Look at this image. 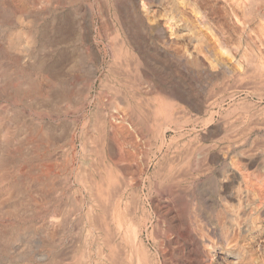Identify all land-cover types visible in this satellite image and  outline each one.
Instances as JSON below:
<instances>
[{
    "label": "rangeland",
    "instance_id": "rangeland-1",
    "mask_svg": "<svg viewBox=\"0 0 264 264\" xmlns=\"http://www.w3.org/2000/svg\"><path fill=\"white\" fill-rule=\"evenodd\" d=\"M3 1L5 0L0 1L1 9L5 6L10 5L9 0L5 1L4 5L2 3ZM62 1L65 2V0ZM68 1L72 3L71 4L66 3ZM85 1L90 6H88ZM181 1L183 2V4ZM181 1L180 0H82V1L67 0L64 5H61L60 6L61 8L59 7L60 11L62 10V12H64L68 10L69 7V10L71 9L70 10L71 13L74 12L70 16L71 18H69L68 20V22L71 24V26L69 25L70 26L69 28L72 32L71 44L73 45L72 46L70 44L71 45L70 48L72 47L73 49L74 47L79 50L82 47V43H83L80 42L81 40L80 36L86 39L88 38L89 40L87 39V41H85V44L88 46L90 45L89 53L91 52L94 53L89 55L91 57L92 56L95 57V59L94 57L92 58L89 57L91 59H88L86 62V60L84 61L83 59H87L89 55L88 56L86 55L87 57H85L84 55H81L83 54L81 51H78L81 60H83L84 62H82L80 67L71 74L72 76L74 75L73 76L74 79L72 78L73 79L72 82L71 80L70 82L68 80V84L66 85L68 87L67 89L69 90L67 91L69 92L73 91V93L76 94V92L74 91L78 87L76 83L85 77L84 69L87 68L86 65L88 66L90 64H95V71H94L95 76H93L94 77V79L92 80L93 83L91 82V84H89V89L87 88L85 91L86 97L83 98L80 103H77L75 107L73 103L74 102L73 93L70 96V94L66 92L61 96V98L60 96H58L56 97L57 99H52L50 98L51 95L48 98L44 97L45 95H43V93L45 94V92H43L44 90L41 87L43 85L40 86L37 84L36 85L37 87L35 86L37 89L38 88L40 90L42 89V91L36 89L33 92V90H30L29 87L26 86L27 83L25 84L26 82L25 81L26 73H24L25 71L28 72L31 71L29 72V75L31 77L33 75H36V77L33 76L32 79L34 78L35 81H40L39 77L41 76L40 75L41 73L35 69H38L37 61L43 55V52L41 55V51L43 50V48L40 49L42 47L40 40L38 41L40 37L35 35L34 38L35 40H34L33 39L34 34L32 35V33L23 32V30L22 33L20 31H17L16 29H20L21 24L23 23L25 25L26 23H28L27 25L30 26L32 25L33 21L26 17L25 19H27L31 23L29 24L27 20H24V18L23 19L20 18L21 16H23L22 14H18L19 16L21 15L19 17V21L20 20L22 21L24 20V21L18 22V25H15L14 29L11 28L14 32L11 29L3 30V28L0 27L3 31L1 32L0 29V36H1L0 39H2V41L0 40L1 42L0 43L1 46L0 49L1 51L0 52V264H87V263L88 264H101V263L102 264H123V263L148 264L150 263V261H151L150 264H157L160 263L162 256L158 255L155 249L156 240H152L153 239L152 231H154L155 236L157 235L159 237L169 236V239L165 242L167 244H164L163 246L164 249L166 247V254L168 253L167 257L165 256L164 259L168 258L170 260V261L168 260V262L172 261L171 264H177L173 262L176 259V256H173V254H176L175 252L173 253L174 251L173 249L176 246L175 235L177 232L179 233L182 231L183 229L182 224L184 220H185L184 222H187L192 227L194 232L198 231V233L201 235V236L198 235V237L200 236L199 238L201 239L197 237L198 242L200 243L199 244L200 248L203 247L202 245L208 246L209 243L212 242V244H210L207 248L205 247L206 249L203 247L204 248L203 251L204 253L206 252L205 254L208 255V259H209L208 260L209 262L206 261L207 264L208 263L224 264V261L226 262L227 259H229L227 260V262L230 263L231 260L234 259V257L232 256H228L227 259L221 258L222 256H224V254L222 253L223 250L221 249V252L218 251L219 247L225 245L223 243H225L226 240H230L229 241L230 243H234V242H237L238 244L244 242L247 244L250 243L249 245L250 247L248 249L253 252L255 251L254 250L255 241L258 239L257 237H259L258 236L259 232L264 229L263 228L264 227V216H263L264 194H262L264 190L262 192L261 188H259L262 186L264 189V185H263L264 171H263V167L261 166L262 164L260 163L261 162L260 160H258V162L260 161L259 164L254 163L255 166L257 167L256 168L253 166V164H249V163L247 164V161L245 159L243 160V158H248V157L257 158V156L259 157L260 154L262 153L261 152L262 148H264V142H263L264 138L259 136L256 132L258 125H262L264 123L263 121L264 119L263 118L264 117V66H263L264 65V0H181ZM82 3H84L85 6ZM142 3L144 5H142ZM143 6L145 7L142 8ZM87 7L88 8L91 7L90 8L91 10L87 9ZM118 7H121L123 9L121 10V8ZM89 11L91 12V14ZM118 11H120V13L122 14H119ZM196 11L197 12L199 11L197 13L198 15L197 14L195 15ZM199 14H202V16H204L205 19L203 18L201 19L206 21V23L208 24V25L205 24V28L203 24H201L202 26H200V23L196 24L198 23L196 20V16H199ZM123 15L125 18L123 17ZM85 16L87 17V19ZM120 19L124 21V23ZM125 19H127L126 22ZM194 21H196L195 24ZM39 22L46 23L47 18L44 17L42 18V20L40 19ZM120 23L122 24L120 25ZM191 23L192 25L189 26V24ZM85 25L89 26L86 29V31H84ZM206 25L209 26L210 29L206 28ZM127 26L129 29L127 28ZM126 28L128 30H126ZM199 28H201V31H199ZM197 30L201 33L203 32L202 34L204 35L206 34L205 36L208 35V32L213 31L215 36L221 38L220 40H222L223 43L225 42L224 44L225 45L227 44L226 45L227 47L229 46L230 49L229 60L225 61L228 64V66L231 68L236 67L237 61L239 60L238 62H240L243 65V67L239 71L234 70L229 74H226L225 72L217 73L218 71L217 67H215L216 69L212 66L207 67L206 63H203L202 61L203 58L201 56H203V54L201 53L200 55H195L198 54L200 51L202 52V49H200V47H197L198 44L195 43L196 41L194 39L192 40L193 35ZM15 31L17 32L15 33ZM12 32L14 33V35H12L13 34ZM24 33L28 35L26 36ZM8 34L9 36H7ZM82 34L84 35L82 36ZM8 37L9 39H11L10 43L8 42L9 41ZM210 37L212 38V36H209V38ZM3 38H5L6 41ZM131 38H134V40L132 39L134 42L133 41L131 42ZM213 38L211 40L209 39L208 40L212 43ZM165 40H167V43ZM5 42L6 43L8 42L9 45L8 43L6 44ZM2 43L4 45H1ZM22 43L24 45H22ZM60 47L61 49H63L62 46ZM60 47L58 48V50L60 49ZM2 48H4L5 51L7 50L8 51L5 52L4 49ZM2 50L4 52H2ZM94 50L96 51L94 52ZM116 50L118 52H116ZM189 52L194 53L192 57L195 55L193 58L191 57V59L188 58L189 56L187 57ZM16 55L18 56L19 59L17 58ZM96 55L98 56V59ZM113 55H115L116 57L115 56L112 57ZM196 56H198L199 58ZM199 59L202 60L200 61ZM193 60H196V62L198 61L197 64L198 63L199 64L195 65L196 62ZM102 61L103 64H99L102 63ZM48 62H51V59L48 58ZM110 64H111V68L115 69V70L112 69L113 71H115L114 72L115 74H113L110 71L111 70ZM116 64L119 66L120 69L117 68L118 66ZM28 65H30L31 67H29ZM259 66L261 67L260 69ZM140 69L141 70L143 69V71H140ZM33 71L35 72V74H33ZM141 73L145 75L147 74L145 78H148L150 80L149 81L148 79H146V82L149 85L140 84L141 87L138 86L139 85L138 83L140 82L138 79H140V76L142 75ZM71 75L69 77H72ZM10 76H12L11 79ZM152 80L155 82H153ZM101 81H103L104 83ZM73 82L75 83V85ZM156 83L158 85L160 84L159 86H163L169 89H172L173 86L174 87L176 86V89L178 87L182 88V86L185 88L186 86L185 88L186 91H188L189 96L192 99L194 98L195 102L204 100L203 101L204 104L200 102V106L202 107V109H200L201 108L200 106H198L197 109V107L194 104H191V106L194 105L193 107H191L189 106L190 103L187 104L185 101L182 100L180 101V98L175 96L173 98V96H170V94H168V96H170L172 100L169 99V97L166 98L167 92L165 93V91L163 90L164 88H162L161 91V89H158L157 87L153 86L156 85ZM165 83H167L168 85ZM108 88L114 90L113 92H116L117 94L120 93L119 97H117L118 96L117 94L114 93L110 94L112 90ZM146 88L149 89L147 90ZM70 89H72V91ZM108 90H110L109 93ZM154 90H156L157 92ZM31 93L34 95H31ZM107 93L108 95H106ZM95 94L97 95V97H95L96 96ZM99 94L100 96L101 94L106 96L104 97L102 95L100 97ZM109 94L111 97H113V99L111 98L112 100L115 99V103L116 100L118 101V104L123 96L126 97V99L124 97L123 98L126 101H128L129 104L131 103L130 104L131 106H128V109L126 108L124 110L131 112L133 111L135 116L138 115L140 117L139 118L140 121L143 118L144 120L141 122V124L138 126L134 125L135 127L132 128L131 126L129 127L127 125V128H125V130L123 129V127H120L119 130V127L118 129H116L117 127H114L115 129L113 127L108 128L109 125L104 123V118L103 119L101 118L103 120L102 124L103 123L104 124L100 125L101 123L99 122H101V119L99 118L100 116H98V114L99 113L101 114L103 112L101 111V109H97V106H95L96 102L98 101V99L96 98L98 97L104 98L103 100H104L105 108L108 109L110 107V110L113 109L115 111L116 109L114 106H117L116 105L117 103L116 104L112 103L113 104L112 107V104H110L112 100L110 101V97H108L109 99L106 98L107 96H109ZM136 94L139 97H141V99L137 98L138 96ZM140 94H142L143 96ZM142 97L145 98L143 99ZM151 97L153 99H151ZM145 99L146 101L148 100V104L147 102L144 101ZM51 100L53 101L57 100L56 101L57 104L52 102ZM107 100H109L110 102ZM139 100L140 101L142 100L141 101L142 103ZM157 100L160 101L158 102ZM164 100H166L167 102L166 101L164 102ZM218 100L220 102H218ZM205 101H207V103ZM149 103L153 106L149 105ZM166 103L170 105L168 106L167 104L164 105L163 107V104ZM71 104H73L72 107ZM158 104L160 106H158ZM212 104H214V106ZM79 105H83V107L82 106L80 107ZM78 106L79 108H76ZM148 106L153 108H150ZM166 106H168L170 109ZM165 107L166 109H164ZM205 108L206 110L204 111ZM95 109H97L96 112ZM199 109L200 112L199 111L196 112V110ZM119 110H121V113L125 112L126 119L128 120L129 118H131L130 120L133 119L130 115H127V112L123 111L122 108L119 109L118 107L117 113H120ZM153 110L155 111L153 112ZM172 111L173 113L175 112L176 114H177L176 111H178V115H180V117L173 114ZM156 112L157 113L161 112V113H159L158 116L156 115V118H154L155 114H157ZM165 112L169 114L164 115ZM170 112L173 115L172 117L174 118L176 117L177 120L179 121L183 119L186 120L185 122H187V124L184 122V120L183 122L180 121L182 127L180 128L181 130L176 129L174 131L173 128L169 127L170 123L168 121L170 119L168 117L169 120L167 119L168 120L167 121L166 116H171ZM94 113L96 118L99 119L94 118ZM211 114L212 116H210ZM223 114L226 115L224 116V118L223 116H221ZM101 115L103 117V114ZM127 116L130 117L127 118ZM138 116L136 117L138 118ZM85 117L88 118L87 119L88 121L86 120ZM205 118L206 119L208 118L209 121H207L208 119L206 120ZM220 118L223 119L224 122L223 120L220 121L221 120ZM89 119L92 120L90 121ZM164 119L167 122H164L162 124L161 122H163ZM204 119L205 121H203ZM217 119H219V121L214 126L216 128H214L212 125L216 123L215 121ZM225 119L228 122L225 121ZM85 120L87 122L83 123ZM93 121L95 122L96 125L92 124ZM260 121H262L263 123H261ZM158 122H160L159 125ZM202 122H205V124L207 123V125L205 126V124ZM142 123L143 126L144 125L146 126V129L145 126L144 128H142L143 127ZM97 124H99L100 127ZM256 124H257L256 126L257 128L253 126ZM93 126L96 127L98 126L99 129H97L98 127L95 128ZM103 126H104L103 128L104 130L101 128ZM165 126L168 127V129H166ZM128 127L129 129L130 128L132 129V133H130L131 131L128 130ZM162 128L165 130H163ZM207 128H209L210 130ZM110 129H114L115 131H117L116 135L114 133L115 131ZM140 129L141 131L142 130L144 131L145 135L143 134V131L142 132L140 131ZM147 129H149L148 130L149 133L151 131L153 135L156 137H152L153 136V135L151 136L152 133L149 134ZM212 129H214L215 131ZM136 130L138 131V133L140 132V137H142L141 136L142 134L143 137L147 135L146 137L147 138L150 137V138L146 139L145 137L144 139L142 137L143 140L139 139L140 137L138 136L139 134L137 135ZM187 130L190 132L187 133L188 132ZM219 130L221 132H219ZM110 131H112L111 135H109ZM121 131L123 133L125 132L126 134L125 133L122 134ZM164 131L166 134L164 133ZM210 131H212V133H210ZM39 132H41V134ZM46 132L49 133L47 134ZM174 132H176V134ZM78 133L79 135H77ZM127 133L128 134L130 133L131 137L137 136L139 141L142 140L141 142L142 145L144 144L143 145L144 147L140 145L141 143L138 141L137 137L133 141L131 140L134 139V137H132L131 140H128L131 137L130 135H127ZM199 133L200 134L203 133V135H200ZM113 134L117 137L112 136ZM204 134L206 135V137L210 135L213 139H210L211 137L208 138L209 136L206 138ZM244 135H246V137L248 138H246ZM82 136H84L85 138L87 136V138L85 139L83 137L84 140H82L81 138ZM112 137H115L114 139L116 140H114ZM96 138H98L99 140ZM108 138H111L114 141L113 140L110 141V139L108 140ZM144 140L147 142H145ZM149 140L150 142L147 145L146 143H148ZM81 141L83 145H81L82 144ZM109 141L110 142L116 141L117 142L116 144L118 145V147L119 146L120 147L119 148L116 147L115 143H110ZM151 141L154 142L152 143ZM226 141L229 144L231 143L238 144V146H236L237 150L228 153L227 159L229 160L228 157H232L229 161L230 163L228 162L227 159L226 161L228 165L230 164L233 165V163L236 162L233 165L234 168L237 170L242 169V171H244V172H240L239 170V173H241V175L243 174L242 175L243 179L247 180V181L245 180L242 181L241 188L245 189L250 187L249 191L250 192L253 191L251 192L252 194L256 192L254 193L255 196L253 194V197L252 195L251 197H249V201H251L250 208L252 210V213L249 208L248 215H246L247 217L245 216L241 220L242 223L241 225H244V227H247L249 224H251L253 227L249 225L248 226L249 229L245 230L244 232L243 230H240L242 228L236 226L237 228H232L231 233H229L230 230L227 228L229 227V222H228V216L226 214L228 213L229 207L227 205L228 207V209L226 208L227 210L225 209V207H222L225 205L223 199L226 196L227 197L225 199L229 200V203L231 205L235 203L234 199L228 198L229 193L227 192V190L228 188L231 189L233 186V188L228 191L230 192V195L235 194L238 191L236 190L237 181L236 182L234 181L236 185L232 181L230 184L229 183L230 180H227V178L225 177L226 171H224L225 168L223 166L222 160L221 159L219 161L217 160L218 161L217 163L216 161L211 162L210 160H208V156L204 151V150L216 151L218 147H221L217 151L223 153L224 150L225 151L227 150L228 148L227 145H229V144L226 145ZM134 142L137 145L135 144L133 145ZM180 142H182L183 144L182 143L180 144ZM212 142L215 144L214 147L211 146L213 145ZM151 143L153 145H151ZM164 143L165 144L171 143V144L165 145ZM207 143L211 147L208 146ZM252 143L254 146L252 145ZM188 144H190L193 147H190V145ZM203 145L204 146L207 145V147L203 148V151L200 150L201 154L199 155L200 157L199 159L201 160L199 162H201L200 165L202 166L200 165L199 166L201 168H198L196 172H191L190 170L186 172L185 170L183 171L182 169H188L185 166H184L185 168L181 166V165H186L187 158H185L186 156L184 153L187 154L188 151L190 153L191 151L190 149L194 147L201 148V146L204 147ZM224 145H226L227 147ZM157 146L158 148L160 146L162 151L161 150H159L160 152L157 151L156 149ZM172 146L176 150L173 149ZM136 147H139L137 148L138 150L140 149V147L142 150L145 149V152L142 153V150L136 151L135 149ZM183 147L186 148L190 147V148L187 150L186 148L182 149ZM251 147L254 148V150ZM118 150L119 152H117ZM150 150L152 151L153 154L151 153ZM182 150L186 151V152L183 151V155L185 157L182 155ZM238 150H241V152L243 151V154L240 153V151ZM251 150L252 152H254L252 153L253 155L251 154ZM256 151H258V154ZM120 152L121 155H124L123 153L128 154L129 157L126 156L124 157L128 161H126L124 158H121L124 161H122L121 159H120L121 161L119 160L118 157H122L119 156ZM189 153L187 154V157ZM238 153L240 155L242 154L245 156L247 154L248 157L245 156L241 157ZM137 154H139L138 157ZM140 154L142 157L140 156ZM173 154L174 156L178 155V157L170 156ZM144 155H146V158L148 159L144 158L145 157ZM169 156L171 157V159ZM139 157L142 158L143 160L146 159L150 161L147 172H145L146 174H143L144 177L142 183L144 184L142 183L137 184L138 186L136 184L134 185L132 184L133 187L130 185H129L130 187L129 186L126 187L125 182L126 181L128 182V180L131 178L130 174H132V177L136 176L138 174L140 166L144 162L143 160L138 159ZM183 157L185 158L184 159L185 161L183 160ZM157 158L160 159L158 160ZM162 159L165 160L163 161ZM116 160L119 162V164ZM140 160L143 162H141ZM154 160L157 162H155ZM172 160L174 161L171 162ZM178 160H180L181 162ZM202 160L206 162H202ZM207 160L210 162H208ZM231 160H233V163H231L232 162ZM114 161L115 163H117L116 165ZM138 161L139 163H141L139 164L140 165L139 167H138V163H136ZM168 161L173 164V168L170 169V174L171 172L173 173L172 177L175 178L173 179V181L177 184L178 188H180L181 186L180 184L182 185L184 183L186 184L185 186L183 185L184 193L182 191L183 190L182 186L180 188L181 190L176 192L177 194L176 193L164 194L161 191L149 192L147 181H145L147 180L146 177L153 172L156 171L161 172L162 168L166 167ZM244 161L246 162L245 165H244ZM123 162L127 163L126 165L130 167L128 168ZM177 162L178 163L180 162V164L178 165ZM123 164L126 168L123 166ZM156 165L159 168L161 167V165H164V167L158 169ZM175 165L179 166L176 167L179 169V172L181 171L180 173L177 171L178 170L177 168H176L177 170L175 169L174 167ZM219 165L223 166V169L221 167L220 170ZM151 166L153 168H155L156 166L157 169H153ZM203 166L205 167L209 166L211 168L209 170V168L205 169V167ZM121 167L124 168L123 169L124 172L122 171ZM258 167L261 168L259 169ZM126 169H130V170H126ZM137 169L138 171H135ZM199 169L202 170L199 171ZM203 169L205 170V172H203L204 171ZM173 170H176V172ZM127 171H129L130 173ZM221 171H223L222 172L223 175L220 173ZM188 172L194 173L195 175L194 174L190 175L188 174ZM133 173L136 174L133 175ZM175 173H179L178 175L180 176L181 174L182 176L178 177V175ZM184 173H186V175ZM203 173H205L206 175H204ZM219 173L221 174L222 177H224L222 179L223 181H221L222 177L219 175ZM188 179H190L191 181H188ZM190 182H192L194 186L197 185V187H194L193 184ZM225 184H227L226 187ZM242 184H244L245 187ZM251 184L253 186L252 189H251ZM139 187L141 188V190H139ZM132 190L135 192H133ZM232 190H234V192ZM154 193H158V194H154ZM257 193L258 194L260 193V195L262 194L263 196L260 197ZM148 195L150 196V198ZM169 197H171L172 199ZM220 198H222V200ZM260 198L261 200H258ZM222 202L224 204H222ZM255 203L257 204L259 203V205H256ZM141 205L142 207L144 206L143 209ZM251 205L254 206L255 208L252 207ZM134 207H137V209L133 210ZM260 208L261 210H258ZM123 213L126 215V218H124L125 215ZM132 213H134V215L136 214L135 218L137 220L133 218L134 215ZM253 215H256V217ZM258 215H260L261 217L259 218ZM120 217L121 219H119ZM145 217L146 219H144ZM51 218L53 221L51 220ZM122 218L124 219L122 220ZM246 218L249 220V222ZM125 219L128 220L126 221ZM180 219L182 220V222H180L181 221ZM131 220L132 221L135 220L134 222L137 221L142 225L143 223L145 224L143 225L144 227L142 228L139 236L137 237V240L136 237H132L133 235L130 231L127 232L128 234L127 236H125L126 234H123L125 233V231H123L124 226H126L127 222L128 223L132 222ZM117 221L121 229L117 226ZM122 221L125 223V225ZM226 221L228 223H226ZM120 222L123 224H121ZM215 224L216 226L214 227ZM217 224L220 225V227L223 226L224 228L218 227ZM226 224H228L227 227ZM257 224H258V228H257ZM122 225L124 226L122 227ZM152 227L155 228L153 229ZM167 227L169 228L170 232H168ZM205 228L207 229L205 230ZM209 228L210 230L211 229L212 230L210 231ZM233 229H235L236 231L234 232ZM223 230H225V232ZM116 231H118V233H116ZM226 232L228 233V235ZM216 233H219V235H217ZM243 233H245V235L242 236ZM252 233L256 234L257 236L256 235L252 236L253 235ZM224 234H226L227 237L229 236L228 237L229 239L227 238L225 239V241H223L224 239L222 238H226ZM119 235L120 237L122 236L123 238H120ZM132 238L134 239L133 243L136 242L138 243V241H140L139 242L140 245L137 243L136 245L135 244L133 245V243L131 242ZM138 238H140L141 240L140 239L138 240ZM124 239L127 241L124 242ZM205 239H206V243H205ZM207 239H209L210 242ZM240 239L242 240V242ZM219 240L222 241L221 244ZM128 241H130L129 243H131V245L128 243ZM184 241L186 242V240ZM187 241L190 242L191 244L190 243L188 244V242L186 244L184 242L183 245H185L184 246L185 251H189L190 247L194 245L192 244L193 243L192 241H189L188 239ZM215 241H217L218 243H216ZM201 243L203 244L201 245ZM110 246L113 247V249ZM130 247L131 250H129ZM141 247L143 249L146 247L147 248L143 250L141 249ZM168 248L169 251L171 250L173 254L167 251ZM102 250L104 253L102 252ZM142 250L145 251V255L143 256L145 257L147 254L148 258L147 256L146 258L150 259L149 262L147 259H146L147 261L143 259L144 257L141 254L143 253ZM263 252L264 249L262 250V252L260 250L257 253L259 258L261 259H264ZM259 254L263 258L260 257ZM90 259H92V261ZM128 260L130 261V263H127L129 262Z\"/></svg>",
    "mask_w": 264,
    "mask_h": 264
},
{
    "label": "bare ground",
    "instance_id": "bare-ground-1",
    "mask_svg": "<svg viewBox=\"0 0 264 264\" xmlns=\"http://www.w3.org/2000/svg\"><path fill=\"white\" fill-rule=\"evenodd\" d=\"M1 1V0H0ZM5 1H7V0H5ZM5 1H3L2 3H3V5L5 4L4 2ZM67 0H65V2H66ZM75 1V0H74ZM82 1V0H81ZM181 1V0H180ZM65 2L64 1H62V0H9V4L10 5H8V6H5V7H3L2 9H1V7H0V27L1 28H3V30L4 29H6V30H9V29H11V28H13L14 29V26L15 25H18V22H23L24 20H27V19H25L26 17L28 18V19H31L33 22H32V25H27L28 23H26V25L23 23V24H21V28L20 29H16L17 31H20V32H22V30H23V32H27V33H32V35H33V39L35 38V35H37L38 37H40V39H38L37 37V39H38V41L40 40V43H41V45H42V47L40 48V46H39V48L40 49H42L43 48V50L41 51V55H42V52H43V55L41 56V58L37 61V64H38V69H35V70H38L41 74V76L39 77L40 78V81H35L34 80V78L32 79V77L33 76H35L36 77V75H33L32 77L29 75V72H31V71H25V69H24V73H26V78H25V84L27 83V87H29V89L30 90H33V92L37 89L36 87V85L38 84V85H43V86H41L42 87V89L44 90L43 92H45V94L43 93V95H45L44 97H49L50 95H51V97L50 98H52V99H57L56 97H58V96H60V98H61V96L63 95V94H65L66 92H68L69 94H70V96L72 95V93H73V91H72V89H70L72 92H69V91H67V90H69V89H67L68 87H67V85L66 84H68V80H69V82H70V80H71V82H72V80L74 79L73 78V76L71 75L74 71H76L79 67H80V65H81V63L82 62H84L85 60H86V62H87V60L88 59H91L92 57H94V56H90L89 54H94V53H89L90 51V49H89V46L88 45H86L85 44V41H87V39L86 38H84V37H81L80 36V38H81V40H80V42H83L82 43V47L78 50L77 48H74L73 47V49H72V47L70 48V46L72 45L71 43H72V32H71V30H70V26H71V24L68 22V20H69V18H71L70 16L74 13V12H72L71 13V9L69 10V7H68V10H66V11H64V12H62V10L60 11V9H59V7L61 6V5H64L65 4ZM86 2V1H85ZM84 2V3H85ZM89 2V1H88ZM118 2H120V1H118ZM182 2V1H181ZM66 3H70L69 1L68 2H66ZM72 3V2H71ZM70 3V4H71ZM84 3H82L83 5H84ZM86 4H87V2H86ZM119 4H121V3H119ZM181 4V3H180ZM182 4H183V2H182ZM88 6H90L89 4H87ZM92 5V4H91ZM142 5H144L143 3H142ZM71 6V5H70ZM85 6V5H84ZM116 6H118V5H116ZM182 6V5H181ZM92 7V6H91ZM90 7V8H91ZM122 7V6H121ZM121 7H118V8H121ZM145 6H143L142 8H144ZM61 8V7H60ZM90 8H88L87 7V9H90ZM83 9V8H82ZM123 8H121V10H122ZM64 10V9H63ZM85 10V9H84ZM91 10V9H90ZM120 10V11H121ZM86 11V10H85ZM120 11H118L119 12V14H122V13H120ZM90 12V11H89ZM199 12V11H198ZM197 11H196V13H195V15L198 13ZM18 14H22L23 16H19ZM89 14V13H88ZM90 14H91V12H90ZM86 15V14H85ZM194 15V16H195ZM198 15V14H197ZM119 16V15H118ZM19 17L20 18H24V20L22 21V20H20L19 21ZM44 17H46L47 18V22L46 23H40L39 21H40V19L42 20V18H44ZM73 17V16H72ZM86 17V16H85ZM89 17V16H88ZM122 17V16H121ZM121 17H119V18H121ZM123 17H124V15H123ZM125 18V17H124ZM123 18V19H124ZM182 18V17H181ZM180 18V19H181ZM201 18H203V19H205L204 18V16H202V14H199V16H196V20H197V22L198 23H196V24H199L200 23V26H202L201 24H203L204 25V28H205V24H207L206 23V21H204L203 19H201ZM262 18V17H261ZM86 19H87V17H86ZM89 19V18H88ZM91 19V18H90ZM121 20V19H120ZM126 20L127 19H125V22H126ZM28 21V20H27ZM46 21V20H45ZM89 21V20H88ZM91 21V20H90ZM122 21V20H121ZM129 21V20H128ZM29 22V21H28ZM123 23H124V21H122ZM195 22L196 21H194V24H195ZM86 23V22H85ZM88 23H90V22H88ZM190 23V22H189ZM29 24H31L30 22H29ZM92 24V23H91ZM122 23H120V25H121ZM174 24V23H173ZM70 25V26H69ZM126 25V24H125ZM192 25V23L191 24H189V26H191ZM208 25V24H207ZM206 25V28H209V26H207ZM84 26V25H83ZM198 26V25H197ZM89 26L88 25H85V30L84 31H86V29L88 28ZM91 27V26H90ZM172 27H174V26H172ZM171 27V28H172ZM188 27V26H187ZM195 27V26H194ZM0 28V29H1ZM127 28H128V26H127ZM126 28V30H128ZM124 29H125V26H124ZM210 29V28H209ZM12 30V29H11ZM105 30V29H104ZM171 30V29H170ZM207 30V29H206ZM13 31V30H12ZM17 31H15V33L17 32ZM172 31V30H171ZM199 31H201V28H199ZM198 30L197 31H195V34L193 35V38H192V36H191V38H192V40L194 39L196 42V44H198L197 45V47H200V49H202V52L200 51H197V52H199L198 54H195V55H200L201 53L203 54V56H201L202 58H203V60L202 59H199L200 61L202 60L203 61V63H206V65H207V67L208 66H212V67H217V70L219 71H217V73H226V74H229V73H231L232 71H234V70H236V71H239L242 67H243V65L240 63V62H238L237 61V66L236 67H233V68H231V67H229L228 66V64L225 62V61H228L229 60V56H230V49H229V46L227 47L223 42H222V40H220L221 38H218L217 36H215V34L213 33V31H210V32H208V35L209 36H212V38H213V42L211 43L209 40H211L210 38H209V36H208V38H207V36H205L204 34H202L201 32H199ZM1 32H3L2 31V29H1ZM14 32V31H13ZM12 32V33H13ZM22 32V33H23ZM90 32V31H89ZM173 32V31H172ZM6 33H8V32H6ZM11 33V32H10ZM87 33V32H86ZM127 33V32H126ZM128 33H129V31H128ZM20 34V33H19ZM25 34V33H24ZM23 34V35H24ZM174 34V33H173ZM214 34V35H213ZM5 35V34H4ZM12 35H14V33L12 34ZM23 35H22V37H23ZM26 35V34H25ZM28 35V34H27ZM26 35V36H27ZM31 35V34H30ZM84 34H82V36H83ZM88 35H89V33H88ZM130 35V34H129ZM133 35V34H132ZM179 35V34H178ZM7 36H9V34L7 35ZM10 36H11V34H10ZM79 36V35H78ZM74 37V36H73ZM127 37H128V35H127ZM131 37V36H130ZM133 37V36H132ZM0 38H1V36H0ZM189 38V37H188ZM191 38H190V40H191ZM3 39H5V38H3ZM8 39H9V37H8ZM14 39V38H13ZM12 39V40H13ZM134 40V38H131V42ZM209 39V40H208ZM1 41H2V39H0ZM11 39H9V43L11 42L10 41ZM35 40V39H34ZM76 40V39H75ZM89 40V39H88ZM5 41H6V39H5ZM19 41V40H18ZM79 41V40H78ZM130 41V40H129ZM166 41V43H167V40H165ZM7 42V43H8ZM16 42V41H15ZM33 42V41H32ZM134 42V41H133ZM136 42V41H135ZM1 43V42H0ZM6 43V42H5ZM6 43V44H7ZM9 43H8V45H9ZM21 44V43H20ZM35 44V43H34ZM71 44V45H70ZM81 44V43H80ZM134 44V43H133ZM136 44V43H135ZM195 44V45H196ZM1 45H4L3 43L1 44ZM7 45V46H8ZM14 45H15V43H14ZM22 45H24L23 43H22ZM29 45V44H28ZM33 45V44H32ZM62 46L63 47V49H61V47L60 46ZM17 46H18V44H17ZM38 46V45H37ZM55 46H57V47H55ZM73 46V45H72ZM79 46V45H78ZM60 47V49L58 50V48ZM10 48V47H9ZM11 48H14V47H11ZM32 48V47H31ZM0 49H1V46H0ZM2 49H4V48H2ZM5 49H6V47H5ZM5 49H4V51H5ZM17 49V48H16ZM115 49V48H114ZM199 49V48H198ZM197 49V50H198ZM24 50V49H23ZM31 50V49H30ZM3 50H2V52H4ZM8 51V50H7ZM7 51H5V52H7ZM78 51H81L83 54H81V55H84L85 57H87L88 55V57H87V59H83V60H81V58H80V55H79V52ZM92 51V50H91ZM96 50H94V52H95ZM109 51V50H108ZM1 52V51H0ZM12 52V51H11ZM116 52H118L117 50H116ZM196 52V51H195ZM6 54V53H5ZM22 54V53H21ZM96 54V53H95ZM103 54V53H102ZM112 54V53H111ZM119 54V53H118ZM194 53H188V55H187V57L188 58H190L191 59V57H192V55H193ZM23 55V54H22ZM87 55V56H86ZM100 55V54H99ZM116 55V54H115ZM115 55H113L112 57H114ZM194 55V56H195ZM17 56V55H16ZM83 56V57H84ZM97 56V55H96ZM193 56V57H194ZM25 57V56H24ZM89 57H91V58H89ZM116 57V56H115ZM192 57V58H193ZM196 57H198V56H196ZM195 57V58H196ZM257 57V56H256ZM6 58V57H5ZM17 58H18V56H17ZM17 58H16V60H17ZM48 58L49 59H51V62H48ZM199 58V57H198ZM19 59V58H18ZM20 59H21V57H20ZM94 59H95V57H94ZM97 59H98V56H97ZM103 59V58H102ZM197 59V58H196ZM258 59V58H257ZM14 60V59H13ZM15 60V61H16ZM37 60V59H36ZM35 61V60H34ZM95 61V60H94ZM93 61V62H94ZM97 61V60H96ZM100 61H101V59H100ZM116 61V60H115ZM193 61H195L196 62V60H193ZM198 62V61H197ZM197 62L195 63V65L197 64ZM33 63H35V62H33ZM95 63V62H94ZM96 63H98V62H96ZM109 63H112V62H109ZM186 63V62H185ZM30 64V63H29ZM86 64V63H85ZM99 64H103V61H102V63H99ZM118 64V63H117ZM116 64V65H117ZM191 64H192V62H191ZM199 64V63H198ZM197 64V65H198ZM201 64V63H200ZM82 65H84V64H82ZM105 65V64H104ZM113 65V64H112ZM186 65V64H185ZM189 65V64H188ZM259 65V64H258ZM29 67H31L30 65H28ZM118 66V65H117ZM261 66H262V64H261ZM264 66V65H263ZM82 67V66H81ZM84 67V66H83ZM86 67L87 68H85L84 69V72H85V77L83 78V79H81L80 81H78L77 83H76V85H78V87L74 90L75 92H76V94H74L73 93V96H74V107H75V105L77 104V103H80L81 102V100L83 99V98H85L86 97V95H85V91H86V89L88 88L89 89V84H91V82H92V80L94 79V77L93 76H95L94 75V71H95V64H90V65H86ZM101 67H103V66H101ZM114 67V66H113ZM143 67V66H142ZM141 67V68H142ZM186 67V66H185ZM211 67V68H212ZM33 68H34V66H33ZM36 68V67H35ZM107 68V67H106ZM110 68H111V64H110ZM117 68H119V66L117 67ZM144 68V67H143ZM189 68V67H188ZM261 67L259 66V69H260ZM27 69V68H26ZM97 69V68H96ZM113 68H111V72L113 73V74H115L114 72L115 71H113V70H115V69H113ZM120 69V68H119ZM118 69V70H119ZM216 69V68H215ZM28 70V69H27ZM32 70V69H31ZM109 70V69H108ZM23 71V70H22ZM99 71V70H98ZM120 71V70H119ZM140 71H143V69L141 70L140 69ZM146 72H147V70H146ZM23 73V72H22ZM143 73V72H142ZM141 73V74H142ZM145 73V72H144ZM7 74H8V72H7ZM21 74V73H20ZM33 74H35V72L33 71ZM37 74V73H36ZM96 74V73H95ZM117 74H118V72H117ZM13 75V74H12ZM72 76V77H69V76ZM103 75V74H102ZM124 75V74H123ZM223 75V74H222ZM263 75V74H262ZM3 76V75H2ZM117 76V75H116ZM147 76V74L145 75V74H142L141 76H140V79H138L140 82L137 84L138 86H140L141 87V85L143 84V85H149V84H147V82H146V79H148V78H145ZM11 77L12 76H10V79H11ZM76 77V76H75ZM113 77V76H112ZM126 77V76H125ZM73 78V79H72ZM96 78V77H95ZM38 79V78H37ZM36 79V80H37ZM100 79V78H99ZM20 80V79H19ZM39 80V79H38ZM77 80V79H76ZM107 80V79H106ZM127 80V79H126ZM149 80V79H148ZM150 81V80H149ZM153 81V80H152ZM151 81V82H152ZM101 82H103V81H101ZM128 82V81H127ZM150 82V83H151ZM153 82H155V81H153ZM74 83V82H73ZM93 83V82H92ZM104 83V82H103ZM158 83V82H157ZM156 83V85H153V86H155V87H157L158 89H161V91H162V88H164L163 90L165 91V93L167 92V97L166 98H168L169 97V99H171L170 98V96H173V98H174V96L175 97H178V98H180V101L182 100V101H185L187 104L188 103H190L189 104V106H191V104H194L196 107H197V109H198V106H200V102H202L203 103V101L201 100V101H199V102H195L194 101V98L192 99L190 96H189V93H188V91H186V86H185V88L182 86V88H177L176 89V86L173 88L172 87V89H169V88H165V87H163V86H159L158 84ZM163 83V82H162ZM161 83V84H162ZM70 84V83H69ZM123 84V83H122ZM141 84V85H140ZM152 84V83H151ZM154 84V83H153ZM165 84H167V83H165ZM164 84V85H165ZM74 85H75V83H74ZM95 85V84H94ZM113 85V84H112ZM168 85V84H167ZM36 86V87H35ZM108 86V85H107ZM40 87V88H41ZM104 87V86H103ZM111 87V86H110ZM115 87V86H114ZM145 87V86H144ZM168 87V86H167ZM72 88H74V87H72ZM113 88V87H112ZM129 88V87H128ZM151 88V87H150ZM171 88V87H170ZM42 89L40 90L39 88L37 89V90H40V91H42ZM108 89H110V88H108ZM147 89V88H146ZM149 89V88H148ZM147 89V90H148ZM110 90H112V89H110ZM110 90H108V93L110 92ZM143 90V89H142ZM146 90V91H147ZM151 90V89H150ZM114 90H112V92H110V94L111 93H114V94H117L116 92H113ZM116 91V90H115ZM154 91H156V90H154ZM163 91V92H164ZM30 92V91H29ZM102 92H103V90H102ZM118 92V91H117ZM128 92V91H127ZM133 92V91H132ZM157 92V91H156ZM98 93H99V91H98ZM101 93V92H100ZM108 93L106 94V95H108ZM27 94H28V91H27ZM41 94V93H40ZM110 94H109V96H107L106 98L107 99H109L108 97H110V101L113 99V97H111L110 96ZM114 94H112V95H114ZM120 94V93H119ZM119 94H117L118 96L117 97H119ZM168 94H170V96H168ZM29 95H30V93H29ZM31 95H34V94H32L31 93ZM96 95V94H95ZM103 94H101V96H102ZM105 95V96H106ZM137 95V94H136ZM140 95H142V94H140ZM42 96V95H41ZM53 96V97H52ZM65 96H68V95H65ZM99 96H100V94H99ZM100 96V97H101ZM104 96V95H103ZM104 96V97H105ZM122 96H123V94H122ZM121 96V97H122ZM138 96V95H137ZM143 96V95H142ZM164 96V95H163ZM95 97H97V95L95 96ZM100 97H98V98H96V99H98V101L96 102V104H95V106H97V109H101V111L103 112V113H101V114H103V117H102V115L100 114H98V116H100L99 118L101 119H103L104 118V123H106L107 125H109V127L108 128H114V127H117L116 129H118V127H119V130H120V127H123V129L125 130V128H127V125L130 127L131 126V128L132 127H135L136 125L138 126V125H140L141 124V122L144 120L143 118H142V120L140 121V117L138 116V115H136V116H138V118L134 115V113H133V111L131 112V111H126V110H124V109H128V106H131L129 103H128V101H126L125 99H126V97H122V99H120V102H119V104H118V101L116 100V103H115V99L114 100H112V101H114V102H112L111 101V103L110 104H112V103H115L118 107H119V109H121L122 108V110L123 111H126L127 112V115H130L133 119L132 120H130L131 118H129V120L128 119H126V115H125V112L124 113H121V110H119L120 111V113H117V109H118V107L117 106H114L115 107V111L113 110V109H111L110 110V107L107 109V108H105V106H104V98H100ZM120 97V98H121ZM33 98V97H32ZM59 98V99H60ZM62 98H64V97H62ZM92 98V97H91ZM112 98V99H111ZM116 98V97H115ZM137 98H139V99H141V97H137ZM143 98V97H142ZM145 98V97H144ZM143 98V99H144ZM150 98V97H149ZM163 98V97H162ZM177 98V99H178ZM197 98V97H196ZM31 99V98H30ZM118 99V98H117ZM125 101H124V100ZM151 99H153L152 97H151ZM62 100V99H61ZM89 100V99H88ZM91 100V99H90ZM137 100V99H136ZM172 100V99H171ZM198 100V99H197ZM28 101V100H27ZM30 101V100H29ZM50 101V100H49ZM52 102H54V103H56V101L54 100H51ZM64 101V100H63ZM66 101H67V99H66ZM94 101V100H93ZM92 101V102H93ZM106 101V100H105ZM107 101H109V100H107ZM109 101V102H110ZM140 101V100H139ZM142 101V100H141ZM140 101V102H141ZM145 102H147V104H148V100L146 101V99L144 100ZM144 101H143V104H144ZM158 101V100H157ZM160 101V100H159ZM158 101V102H159ZM166 100H164V102H165ZM217 101V100H216ZM70 102V101H69ZM89 102V101H88ZM152 102V101H151ZM150 102V103H151ZM167 102V101H166ZM206 103H207V101H205ZM210 102H211V100H210ZM218 102H220L219 100H218ZM54 103H51V104H54ZM85 103H86V101H85ZM142 103V102H141ZM140 103V104H141ZM149 103V105H151ZM161 103V102H160ZM159 103V104H160ZM185 103V104H186ZM201 103V104H202ZM213 103V102H212ZM57 104V103H56ZM105 104H106V102H105ZM153 104V103H152ZM158 104V106H160ZM168 103H166V104H163V107H164V105H167ZM172 104V103H171ZM204 104V103H203ZM216 104H218V103H216ZM66 105V104H65ZM65 105H64V107H65ZM72 105L73 104H71V107H72ZM108 105V104H107ZM170 104H168V106H169ZM194 105H192L191 107H193ZM207 105V104H206ZM209 105V104H208ZM213 106H214V104H212ZM211 105V106H212ZM59 106V105H58ZM80 107L82 106L83 107V105H79ZM79 106L78 107H76V108H79ZM87 106V105H86ZM147 106V105H146ZM151 106H153V105H151ZM156 106V105H155ZM155 106H154V109H155ZM162 106V105H161ZM168 106H166V107H168ZM203 106V105H202ZM70 107V108H71ZM92 107H94V106H92ZM91 107V108H92ZM112 107H113V104H112ZM148 107H150V106H148ZM166 107L164 108V109H166ZM171 107V106H170ZM195 107V108H196ZM201 107V106H200ZM69 108V109H70ZM86 108V107H85ZM130 108V107H129ZM150 108H153V107H150ZM169 108V107H168ZM195 108H193V109H195ZM207 108V107H206ZM206 108L204 109V111L206 110ZM216 108V107H215ZM44 109H46V108H44ZM60 109H62V108H60ZM72 109V108H71ZM97 109H95V112L97 111ZM170 109V108H169ZM181 109V108H180ZM200 109H202V107L200 108ZM200 109L199 110H196V112L197 111H199L200 112ZM209 109V108H208ZM54 110V109H53ZM65 110H66V108H65ZM94 110V109H93ZM109 110V111H108ZM131 110V109H130ZM159 110H160V107H159ZM163 110V109H162ZM183 110V109H182ZM210 110V109H209ZM89 111V110H88ZM87 111V112H88ZM118 111V112H119ZM152 111V110H151ZM155 110H153V112H154ZM166 111V110H165ZM180 111V110H179ZM208 111V110H207ZM135 112V111H134ZM152 112V113H153ZM158 112V111H157ZM156 112V113H157ZM168 112H169V110H168ZM177 112V114L174 112L173 113V111H172V113L173 114H175L176 116H178V117H180V115H178V111H176ZM202 112V111H201ZM210 112V111H209ZM212 112V111H211ZM37 113H40V112H37ZM90 113H92V112H90ZM159 113H161V112H159ZM159 113H157V114H155V117L154 118H156V115L158 116V114ZM166 113V112H165ZM164 113V115H167V114H169V113H166L165 114ZM171 113V112H170ZM172 113L170 114L171 116H166V120L168 119V117H169V123H170V125H169V127L170 128H173L174 129V131L176 130V129H180V128H182L181 127V123H180V121L181 122H183V120H177L176 119V117L174 118V117H172L173 115H172ZM203 113V112H202ZM52 114H54V113H52ZM66 114V113H65ZM136 114V113H135ZM209 114V113H208ZM40 115V114H39ZM43 115V114H42ZM89 115V114H88ZM91 115V114H90ZM93 115V114H92ZM162 115V114H161ZM163 115V116H164ZM174 115V116H175ZM81 116H84V115H81ZM130 116H127V118L128 117H130ZM160 116V115H159ZM209 116V115H208ZM210 116H212V114L210 115ZM221 116H223V118H224V116H226V115H221ZM220 116V117H221ZM93 117V116H92ZM149 117V116H148ZM86 118V117H85ZM94 118H96V116H95V113H94ZM99 118H96V119H99ZM163 118H165V117H163ZM209 118V117H208ZM207 118V119H208ZM264 118V117H263ZM262 118V119H263ZM88 118H86V120H87ZM101 119V122H99V123H101L100 125H103L102 124V122H103V120ZM158 119V118H157ZM156 119V120H157ZM206 119V118H205ZM205 119L203 120V121H205ZM206 119V120H207ZM211 119V118H210ZM214 119V118H213ZM221 119V118H220ZM84 121L83 123H86L87 121ZM90 120V119H89ZM92 120V119H91ZM90 120V121H91ZM156 120H154V121H156ZM159 120V119H158ZM191 120V119H190ZM193 120V119H192ZM223 119H221L220 121H222ZM31 121V120H30ZM94 121H96V120H94ZM92 122V124H95V122ZM98 121V120H97ZM100 121V120H99ZM153 121V122H154ZM161 121H163V120H161ZM167 121H165V119H164V121L163 122H161L162 124L164 123V122H167ZM186 120H184V122H185ZM207 121H209V119L207 120ZM206 121V122H207ZM213 121V120H212ZM211 121V122H212ZM219 121V119H217L214 123V125H212L213 127L217 124V122ZM225 121H227L226 119H225ZM230 121V120H229ZM263 121H264V119H263ZM194 122V121H193ZM223 122H224V120H223ZM222 122V123H223ZM228 122V121H227ZM261 123H263L262 121H260ZM91 123V122H90ZM159 123L160 122H158V125H159ZM186 124H187V122H185ZM184 123V124H185ZM202 123H204L205 124V122H202ZM219 123H221V122H219ZM208 124H209V122H208ZM224 124H227V123H224ZM255 124V123H254ZM258 124V123H257ZM257 124L256 125H253V126H257ZM83 125H85V124H83ZM96 125V124H95ZM98 126H99V124H97ZM135 125V126H134ZM161 125V124H160ZM164 125H166V124H164ZM163 125V126H164ZM183 125V124H182ZM189 125V124H188ZM207 125V123L205 124V126ZM211 125V124H210ZM222 125V124H221ZM86 126H87V124H86ZM97 126V127H98ZM142 126H143V123H142ZM145 126V125H144ZM144 126L142 127V128H144ZM196 126V125H195ZM204 126V125H203ZM211 126V127H212ZM227 126V125H226ZM31 127V126H30ZM80 127V126H79ZM91 127V126H90ZM93 127H95V128H97L96 126H93ZM100 127V126H99ZM99 127L97 128V129H99ZM129 127H128V130H130L129 132L130 133H132V129L130 128L129 129ZM166 127V126H165ZM184 127V126H183ZM210 127V126H209ZM221 127V126H220ZM222 127H224V126H222ZM28 128V127H27ZM47 128V127H46ZM84 128V127H83ZM102 129L104 128V126L103 127H101ZM101 128H100V130H101ZM106 128H107V126H106ZM141 128V127H140ZM147 128H148V126H147ZM214 128H216V127H214ZM228 128V127H227ZM257 128V127H256ZM115 129V128H114ZM114 129H110V130H113V131H115ZM122 129V128H121ZM134 129V128H133ZM136 129V128H135ZM145 129H146V126H145ZM150 129V128H149ZM149 129H147V131L149 130ZM163 129V128H162ZM162 129H161V132H162ZM166 129H168V127H166ZM185 129V128H184ZM191 129H193V128H191ZM207 129H209V128H207ZM207 129H206V131H207ZM221 129V128H220ZM222 129H224V128H222ZM251 129H254V128H251ZM83 130V129H82ZM104 130V129H103ZM128 130H127V132H128ZM138 130V129H137ZM136 130V132H137V135L140 137V132L138 133V131ZM151 130V129H150ZM163 130H165V129H163ZM181 130V129H180ZM210 130V129H209ZM212 130H214V129H212ZM97 131H99V130H97ZM140 131H141V129H140ZM143 131V130H142ZM141 131V132H142ZM146 131V132H147ZM152 131V130H151ZM150 131V133H152ZM170 131V130H169ZM188 131V130H187ZM192 131V130H191ZM202 131V130H201ZM215 131V130H214ZM213 131V132H214ZM50 132V131H49ZM48 132V133H49ZM81 132H83V131H81ZM102 132V131H101ZM111 132L112 131H110V134L109 135H111ZM116 132L117 131H115L114 133H115V135H116ZM122 132V131H121ZM160 132V133H161ZM181 132V131H180ZM179 132V133H180ZM190 131H188L187 133H189ZM219 132H221L220 130H219ZM253 132V131H252ZM251 132V133H252ZM257 134L259 135V136H261V137H263L264 138V123L262 124V125H258V128H257ZM40 134H41V132H39ZM47 133V132H46ZM47 133V134H48ZM125 133V132H124ZM123 132H122V134H124ZM128 134L127 133V135H130V137H131V134ZM135 133V132H134ZM148 133H149V131H148ZM149 133V134H150ZM164 133H165V131H164ZM175 134H176V132H174ZM204 133V132H203ZM203 133H199L200 135H203ZM210 133H212V131H210ZM217 133V132H216ZM250 133V134H251ZM45 134V133H44ZM83 134V133H82ZM93 134V133H92ZM99 134V133H98ZM126 134V133H125ZM136 134V133H135ZM143 134L145 135V133H144V131H143ZM166 134V133H165ZM181 134V133H180ZM185 134V133H184ZM184 134H182V135H184ZM207 134H209V133H207ZM247 134V133H246ZM253 134V133H252ZM251 134V135H252ZM77 135H79V133L77 134ZM95 135V134H94ZM103 135V134H102ZM114 134L112 135V136H115ZM134 135V134H133ZM153 135V133L151 134V136ZM205 135V134H204ZM213 135H214V133H213ZM104 136V135H103ZM141 136L143 137V135L141 134ZM147 136V135H146ZM145 136V137H146ZM150 136V135H149ZM177 136V135H176ZM209 136V137H208ZM207 137L208 138H210L211 136L210 135H208ZM245 137H246V135H244ZM29 137V136H28ZM44 137H46V136H44ZM48 137V136H47ZM67 137V136H66ZM75 137H77V136H75ZM84 136H82L81 138H82V140H84V138H83ZM94 137V136H93ZM96 137V136H95ZM107 137H110V136H107ZM115 137H117V136H115ZM115 137H112L113 139L115 138ZM129 137V138H130ZM132 137H134V136H132ZM132 137L130 138V139H128V140H131L132 139ZM137 137V136H136ZM136 137H134V139H132L131 141H133V140H135V138ZM142 137H140L139 139H142ZM145 137H143L144 139H145ZM152 137H156V136H152ZM160 137H161V134H160ZM162 137H163V134H162ZM201 137V136H200ZM205 137H206V135H205ZM206 137V138H207ZM257 137V136H256ZM35 138V137H34ZM40 138V137H39ZM50 138V137H49ZM68 138V137H67ZM73 138V137H72ZM86 138H87V136H86ZM85 138V139H86ZM91 138V137H90ZM103 138V137H102ZM150 137H146V139H149ZM164 138H165V136H164ZM174 138V137H173ZM176 138V137H175ZM231 138V137H230ZM234 138V137H233ZM246 138H248V137H246ZM33 139V138H32ZM65 139V138H64ZM96 139H98V138H96ZM105 139V138H104ZM110 139V141L111 140H113V139H111V138H108V140ZM119 139V138H118ZM117 139V140H118ZM124 139V138H123ZM137 139H138V137H137ZM139 139H138V141H139ZM154 139V138H153ZM180 139V138H179ZM200 139V138H199ZM203 139H204V136H203ZM210 139H213L212 137L210 138ZM261 139V138H260ZM36 140H38V139H36ZM54 140V139H53ZM75 140V139H74ZM93 140H94V138H93ZM99 140V139H98ZM108 140H105V141H108ZM114 140H116V139H114ZM113 140V141H114ZM125 140V139H124ZM143 140V139H142ZM141 140V141H142ZM161 140V139H160ZM236 140V139H235ZM234 140V141H235ZM255 140V139H254ZM55 141H56V139H55ZM55 141H54V143H55ZM73 141V140H72ZM77 141H78V139H77ZM80 141V140H79ZM86 141V140H85ZM90 141V140H89ZM96 141V140H95ZM109 141V142H110ZM110 142V143H115V145H116V147H118V145L116 144L117 142L115 141V142ZM137 141V140H136ZM141 141H139L141 144L140 145H142V142ZM145 141V140H144ZM143 141V142H144ZM171 141V140H170ZM169 141V142H170ZM201 141V140H200ZM237 141H238V139H237ZM242 141V140H241ZM240 141V142H241ZM261 141V140H260ZM262 141H263V139H262ZM41 142H42V140H41ZM57 142H59V141H57ZM109 142H107V143H109ZM145 142H147V141H145ZM149 142H150V140L148 141V143H146L147 145L149 144ZM152 142V141H151ZM154 142V141H153ZM152 142V143H153ZM161 142H164V141H161ZM168 142V141H167ZM175 142V141H174ZM230 142H232V141H230ZM236 142V141H235ZM234 142V143H235ZM239 142V143H240ZM254 142H256V141H254ZM264 142V141H263ZM262 142V143H263ZM50 143V142H49ZM53 143V142H52ZM78 143V142H77ZM81 143H82V141H81ZM95 143V142H94ZM123 143V142H122ZM137 143V142H136ZM151 143V145H153ZM182 142H180V144H181ZM185 143V142H184ZM195 143H196V141H195ZM213 143V142H212ZM211 143V144H212ZM74 144V143H73ZM90 144V143H89ZM120 144V143H119ZM135 144V142L133 143V145ZM161 144V143H160ZM165 144V143H164ZM171 143H166L165 145H170ZM179 144V143H178ZM183 144V143H182ZM191 144V143H190ZM190 144H188V145H190ZM227 144H229V143H227V141H226V145ZM237 143H235V144H229V145H227L228 146V148H227V150L225 151L224 150V152L223 153H220L219 151H217L218 149H220L221 147H218V149L215 151H212V150H204L205 152H206V155L208 156V160H210L211 162H215L216 161V163L221 159L222 160V162H223V166H224V168H225V170L224 171H226V178H227V180H230V184H231V181L234 183V181L236 182L237 181V185H236V183H234L235 185H236V190H238L235 194H233V195H230V192L228 191V190H231L232 188H233V186H232V188L230 189V188H228V190H227V192L229 193V195H228V198L229 199H234L235 201V203L233 204V205H231L230 203H229V200H226L225 198L227 197H223L224 199V202H225V205L224 206H222V207H225V209L227 208L228 209V207H229V209H228V213H226L227 214V216H228V222H229V227H227V225L228 224H226V227L230 230V232L229 233H231V229L232 228H237L236 226H238V227H240V228H242V229H240V230H243V232L245 231V230H247V229H249L248 228V226L249 225H251V224H249L247 227H244V225H241L242 223H241V220L243 219V217H245L246 215H248V211H249V208H250V202L251 201H249V197H251V195H252V197H253V194L254 193H256V192H254L253 194L251 193V192H253V191H249V188H245V189H242L241 188V183H242V181L243 180H245V179H243V177H242V175H241V173H239V170H240V172H244V171H242V169H239V170H237V169H235L234 168V164L236 163H233V160H231L232 162L231 163H233V165L232 164H230V165H228V163H227V161H226V159H227V156H228V153H230V152H232V151H235V150H237V147L236 146H238V144L236 145ZM251 144V143H250ZM260 144V143H259ZM45 145V144H44ZM81 145H83V143L81 144ZM109 145V144H108ZM135 145H137V144H135ZM139 145V146H140ZM144 145V144H143ZM142 145V146H143ZM158 145V144H157ZM187 145V144H186ZM207 145L208 146H210L208 143H207ZM207 145L206 146H204V147H202L201 146V148L199 147H194V148H192V149H190L191 151H190V153H189V151H188V153H189V155H188V157H187V154L186 153H184L185 154V156L183 155V151L184 150H182V155L185 157V158H187V160H186V165H181L182 167H187L188 169H182L183 171L185 170V172L186 171H188V170H190L191 172H196L197 170H198V168H201L200 166H202V165H200V163L201 162H199L201 159H199L200 157H199V155L201 154V152H200V150H202L203 151V148H206L207 147ZM214 143H213V145H211V146H213L214 147ZM226 145H224V146H226ZM252 145H253V143H252ZM113 146V145H112ZM150 146V145H149ZM148 146V147H149ZM175 146V145H174ZM210 146V147H211ZM226 146V147H227ZM245 146V145H244ZM254 146V145H253ZM256 146V145H255ZM111 147V146H110ZM120 147V146H119ZM118 147V148H119ZM144 147V146H143ZM147 147V148H148ZM173 147V146H172ZM187 147V146H186ZM186 147H183L182 149H184V148H186ZM190 147H193V146H191L190 145ZM190 147H188V148H186L187 150L190 148ZM210 147H208V148H210ZM259 147H260V145H259ZM262 147H263V144H262ZM261 147V148H262ZM81 148V147H80ZM82 148H84V147H82ZM118 148H116V149H118ZM137 148H139V147H136L135 149H136V151L138 150ZM145 148H146V145H145ZM151 148V147H150ZM154 148V147H153ZM164 148V147H163ZM165 148H166V146H165ZM167 148H168V146H167ZM170 148V147H169ZM252 148V147H251ZM114 149V148H113ZM157 151H159V150H161V148H160V146H159V148H158V146H157ZM173 149H175L174 147H173ZM226 149V148H225ZM253 150H254V148H252ZM80 150V149H79ZM120 150V149H119ZM119 150L117 151V152H119ZM139 150H142L141 149V147H140V149ZM138 150V151H139ZM144 150V151H143ZM142 150V153L143 152H145V149H143ZM148 150V149H147ZM155 150V149H154ZM176 150V149H175ZM221 150H223V149H221ZM249 150H250V148H249ZM258 150V149H257ZM122 151V150H121ZM151 151V150H150ZM150 151H149V153H150ZM162 151V150H161ZM238 151H240V153H242L243 154V151L241 152V150H238ZM237 151V152H238ZM261 151V150H260ZM259 151V152H260ZM111 152V151H110ZM110 152H109V154H110ZM124 152V151H123ZM122 152V153H123ZM131 152V151H130ZM155 152V151H154ZM160 152V151H159ZM158 152V153H159ZM180 152V151H179ZM184 152H186V151H184ZM236 152V153H237ZM257 152V154H258V151H256ZM255 152V153H256ZM262 153L260 154V156L258 157L257 156V158L256 157H248L247 156V154H246V156L245 155H240L239 153V155L242 157H248V158H243V160L245 159L246 161H247V164L249 163V164H253V166L254 167H256L255 166V164H259V162L262 164L261 166L263 167V171H264V148H262V151H261ZM138 153H140V152H138ZM141 153V154H142ZM151 153H152V151H151ZM163 153V152H162ZM172 153V152H171ZM203 153V152H202ZM235 153V154H236ZM250 153V152H249ZM252 153H254V152H252V150H251V154ZM77 154V153H76ZM113 154V153H112ZM124 155H121V152L119 153V156H122V157H118L119 158V160L121 159V158H124L125 156L126 157H129L128 156V154L126 155L125 153H123ZM130 154V153H129ZM135 154H136V152H135ZM141 154H140V156H141ZM145 154V153H144ZM153 154V153H152ZM165 154V153H164ZM168 154V153H167ZM175 154V153H174ZM174 154L173 155H170V156H173V157H175L174 156ZM177 154V153H176ZM204 154V153H203ZM202 154V155H203ZM232 154V153H231ZM230 154V155H231ZM237 154V155H238ZM138 155L139 154H137V157H138ZM143 155V154H142ZM157 155V154H156ZM161 155V154H160ZM178 155H179V153H178ZM178 155L176 156V157H178ZM181 155V154H180ZM234 155V154H233ZM253 155V154H252ZM116 156H118V155H116ZM145 157L144 158H146V155H144ZM159 156V155H158ZM158 156H156V157H158ZM169 156V157H170ZM232 156V155H231ZM142 157V156H141ZM160 157V156H159ZM162 157V156H161ZM168 157V158H169ZM181 157V156H180ZM183 157V160L185 159ZM201 158H202V156H201ZM207 158V157H206ZM229 158V160H228V162L230 161V159L232 158V157H228ZM239 158V157H238ZM238 158H236V159H238ZM125 159V158H124ZM128 159V158H127ZM138 159H141V160H143L142 158H138ZM146 159H148V158H146ZM143 160V161H141V162H143L142 163V165L140 166L139 164H141V163H139V161L138 162H136V163H138V167L140 166V168H139V171H138V169L137 170H135V171H138V174L136 175V176H134V177H132V174H130L131 175V178L128 180V182L126 181L124 184H125V186L127 187V186H132V184L134 185V184H140V183H142L143 182V174H146L145 172H147V169H148V167H149V164H150V161H148V160ZM158 159V158H157ZM160 159V158H159ZM158 159V160H159ZM170 159H171V157H170ZM172 159H175V158H172ZM177 159V158H176ZM205 159V158H204ZM122 160V159H121ZM120 160V161H121ZM126 160V159H125ZM163 160V159H162ZM165 160V159H164ZM163 160V161H164ZM182 160V161H183ZM207 160V161H208ZM218 160V161H217ZM258 160H260L259 162H258ZM117 161V160H116ZM122 161H124V160H122ZM126 161H128V160H126ZM155 161V160H154ZM174 160H172L171 162H173ZM178 161H180V160H178ZM185 161V160H184ZM210 161H208V162H210ZM237 161V160H236ZM118 162V161H117ZM155 162H157V161H155ZM171 162H169L168 161V163H167V165H166V167H164V165H161V167H164V168H162V171L161 172H153V173H151L149 176H147L146 178H147V180H145V181H147V186H148V188H149V192H152V191H154V192H163L164 194H167V193H171V194H175L177 191H179V190H181L180 188H181V186L183 187V185L185 186L186 184L184 183L183 185L182 184H180L181 186H180V188H178V186H177V184L173 181V179H175V178H173L172 177V175H173V173L171 172V174H170V169H172L173 168V164L171 163ZM181 162V161H180ZM180 162L178 163L177 162V164L179 165L180 164ZM202 162H206V161H203L202 160ZM207 162V163H208ZM226 162V163H225ZM257 162V163H256ZM114 163H115V161H114ZM125 165L127 164V163H125V162H123ZM154 163V162H153ZM206 163V164H207ZM221 163V162H220ZM219 163V164H220ZM230 163V162H229ZM245 161H244V165H245ZM255 163V164H254ZM117 163H115V165H116ZM118 164H119V162H118ZM124 164H123V166H124ZM158 164V163H157ZM166 164V163H165ZM210 164V163H209ZM215 164V163H214ZM246 164V165H247ZM152 165V164H151ZM159 165V164H158ZM200 165V166H199ZM127 167H128V165H126ZM135 166H136V164H135ZM157 166V165H156ZM156 166H155V168H153L152 166V168L153 169H157L156 168ZM160 166V165H159ZM177 165H175L174 167H175V169L177 168V167H179V166H177ZM180 166V167H181ZM220 166V165H219ZM223 166H220L219 168H220V170H221V167H222V169H223ZM236 166V165H235ZM251 166V165H250ZM125 167V166H124ZM130 167V166H129ZM128 167V168H129ZM132 167V166H131ZM137 167V168H138ZM158 167V166H157ZM161 167L159 168L158 167V169H161ZM184 167V168H185ZM203 167H205V166H203ZM237 167H239V166H237ZM122 168V167H121ZM126 168V167H125ZM133 168V167H132ZM134 168H136V167H134ZM207 168H209V170H210V168L211 167H205V169H207ZM241 168H244V167H241ZM257 168V167H256ZM259 168V167H258ZM261 168V167H260ZM259 168V169H260ZM124 168H122V171L124 172V170H123ZM178 169V168H177ZM176 169V170H177ZM126 170H130V169H126ZM132 170V169H131ZM176 170H173V171H175L176 172ZM200 170H202V169H199V171ZM204 170V169H203ZM208 170V171H209ZM159 171V170H158ZM178 172H179V169L177 170ZM207 171V172H208ZM261 171V170H260ZM126 172V171H125ZM127 172H129V171H127ZM152 172V171H151ZM181 172V171H180ZM179 172V173H180ZM203 172H205V170L203 171ZM217 172V171H216ZM219 172V171H218ZM222 172L223 171H221L220 173L222 174ZM130 173V172H129ZM179 173H175V174H179ZM200 173V172H199ZM210 173H211V171H210ZM215 173V172H214ZM219 173V175L221 176V174ZM128 174V173H127ZM126 174V175H127ZM136 173H133V175H135ZM149 174V173H148ZM185 175H186V173H184ZM183 174V175H184ZM188 174H190V175H192V174H194V173H189L188 172ZM204 175H206L205 173H203ZM224 174H225V172H224ZM195 175V174H194ZM193 175V176H194ZM223 175V174H222ZM176 176V175H175ZM180 176H182L181 174H180ZM179 175H178V177H180ZM192 176V177H193ZM245 176V175H244ZM130 177V176H129ZM185 177V176H184ZM222 177V176H221ZM128 178V177H127ZM188 178V177H187ZM191 178V177H190ZM196 178H197V176H196ZM195 178V179H196ZM201 178V177H200ZM219 178V177H218ZM224 177H222L221 178V181H223L222 179H223ZM246 178V177H245ZM126 179V178H125ZM181 179V178H180ZM194 179V178H193ZM220 179V178H219ZM247 179V178H246ZM178 180V179H177ZM176 180V181H177ZM184 180H185V178H184ZM187 180V179H186ZM188 181H191L190 179H188ZM198 181V180H197ZM196 181V182H197ZM245 181H247V180H245ZM193 182V181H192ZM192 182H190V183H192ZM199 182V181H198ZM195 183V182H194ZM223 183H225V182H223ZM222 183V184H223ZM232 183V184H233ZM244 183V182H243ZM142 184H144V183H142ZM193 184V183H192ZM228 184V183H227ZM227 184H225V187H226V185ZM233 184V185H234ZM179 185V184H178ZM188 185H190V184H188ZM229 185V184H228ZM243 186H244V184H242ZM256 185V184H255ZM259 185V184H258ZM263 185H264V183H263ZM129 186V187H130ZM138 186V185H137ZM136 186V187H137ZM193 186H194V184H193ZM192 186V187H193ZM223 186V185H222ZM133 187V186H132ZM194 187H197V185L196 186H194ZM228 187V186H227ZM230 187V186H229ZM245 187V186H244ZM252 184H251V189H252ZM138 188V187H137ZM143 188H144V186H143ZM186 188V187H185ZM238 188V189H237ZM259 188H261V190H262V192H263V187L261 186V187H259ZM128 189V188H127ZM131 189V188H130ZM133 189V188H132ZM226 189V188H225ZM250 189V190H251ZM139 190H141V188L139 187ZM144 190H145V188H144ZM254 190V189H253ZM260 190V191H261ZM133 191V190H132ZM147 191H148V189H147ZM183 193H184V187H183ZM226 191V190H225ZM233 192H234V190H232ZM133 192H135V191H133ZM223 192H224V190H223ZM232 192V193H233ZM179 193V192H178ZM227 193V194H228ZM151 194V193H150ZM154 194H158V193H154ZM177 194V193H176ZM227 194H225V195H227ZM258 194V193H257ZM256 194V195H257ZM262 194H264V192L262 193ZM260 195V193L258 194L260 197H262L263 195ZM183 195V194H182ZM123 196V195H122ZM149 196V195H148ZM172 196V195H171ZM174 196V195H173ZM175 196H177V195H175ZM178 196H180V195H178ZM254 196H255V194H254ZM258 196V197H259ZM133 197V196H132ZM137 198H138V196H137ZM149 198H150V196H149ZM169 198H171V197H169ZM263 198H264V196H263ZM262 198V199H263ZM172 199V198H171ZM221 200H222V198H220ZM250 199H252V198H250ZM256 199V198H255ZM137 200V199H136ZM157 200V199H156ZM258 200H261V198L260 199H258ZM258 200H256V201H258ZM171 201V200H170ZM168 202V201H167ZM229 203V204H228ZM129 204V203H128ZM136 204V203H135ZM142 204V203H141ZM222 204H224L223 202H222ZM256 205H259V203L257 204V203H255ZM254 204V205H255ZM261 204V203H260ZM131 205V204H130ZM227 205H228V207H227ZM264 205V204H263ZM90 206V205H89ZM128 206V205H127ZM132 206V205H131ZM135 206V205H134ZM252 206V205H251ZM262 206V205H261ZM50 207V206H49ZM49 207H47V208H49ZM141 207H142V205H141ZM144 207V206H143ZM143 207H142V209H143ZM252 207H254V206H252ZM126 208H128V207H126ZM133 208V207H132ZM140 208V207H139ZM255 208V207H254ZM258 208V207H257ZM262 208V207H261ZM261 208L260 209H258V210H261ZM89 209V208H88ZM135 209H137V207H134V209L133 210H135ZM225 209H224V211H225ZM226 209V210H227ZM128 210V209H127ZM132 210V209H131ZM46 211V210H45ZM44 211V212H45ZM130 211V210H129ZM250 211H251V213H252V210H251V208H250ZM133 212V211H132ZM135 212V211H134ZM258 212V211H257ZM261 212V211H260ZM262 212H263V210H262ZM130 213V212H129ZM142 213V212H141ZM222 213H224V212H222ZM221 213V214H222ZM124 214V213H123ZM133 215H134V213H132ZM250 214V213H249ZM258 214V213H257ZM261 214V213H260ZM125 215V214H124ZM136 215V214H135ZM135 215H134V217L133 218H135ZM184 215V214H183ZM132 216V215H131ZM130 216V217H131ZM145 216V215H144ZM157 216V215H156ZM224 216V215H223ZM250 216V215H249ZM253 216H255L256 217V215H253ZM264 216V215H263ZM263 216H262V218H263ZM128 217H129V215H128ZM127 217V218H128ZM160 217V216H159ZM177 217V216H176ZM247 217V216H246ZM258 217L260 218L261 216L260 215H258ZM257 217V218H258ZM124 218H126V215L124 216ZM124 218H122V220L124 219ZM132 218V217H131ZM130 218V219H131ZM178 218V217H177ZM181 218V217H180ZM54 219V218H53ZM119 219H121V217L119 218ZM136 219V218H135ZM144 219H146V217L144 218ZM157 219V218H156ZM182 219V218H181ZM180 219V220H181ZM247 219V218H246ZM251 219V218H250ZM51 220H52V218H51ZM126 220V219H125ZM128 220V219H127ZM126 220V221H127ZM133 220V219H132ZM131 220V221H132ZM137 220V219H136ZM152 220V219H151ZM150 220V221H151ZM179 220V221H180ZM207 220V219H206ZM248 220V219H247ZM253 220V219H252ZM53 221V220H52ZM125 221V222H126ZM135 221V220H134ZM134 221H132V222H134ZM143 221V220H142ZM185 221V220H184ZM183 221V229H182V231L181 232H177L176 233V235H175V244H176V246L174 247V251H173V253L175 252L176 254H173L172 252H171V250L169 251V248H168V250L167 251H169V252H171L172 254H173V256H176V259L173 261V262H175V263H177V264H207L206 263V261H208L209 259H208V255L207 254H205L204 253V251H203V249L206 247H208L210 244H212V242L211 243H209L210 241H209V239H207L209 242V245L208 246H204V245H202L203 243H201V245L204 247H201L200 248V246H199V242H198V238L201 236L199 233H198V231H196V232H194V230L192 229V227L187 223V222H184ZM188 221V220H187ZM123 222V221H122ZM132 222H130V223H126V226H124L125 225V223H124V225H122V227L124 226V230L123 231H125V233H123V234H126L125 236H127L128 234H127V232H131L132 233V237H136V240H137V237L139 236V234H140V232H141V230H142V228L144 227L143 225H145L144 223H143V225L141 224V223H139V222H134V223H132ZM152 222V221H151ZM180 222H182V220L180 221ZM227 221H226V223H228ZM246 222V221H245ZM248 222H249V220H248ZM251 222V221H250ZM121 223V222H120ZM123 223H121V224H123ZM155 223V222H154ZM153 223V224H154ZM190 223H191V221H190ZM244 223V222H243ZM254 223V222H253ZM119 223H118V221H117V226L120 228V225H118ZM152 224V225H153ZM193 224V223H192ZM221 224V223H220ZM256 224V223H255ZM218 225V224H217ZM181 226V225H180ZM216 226V224L214 225V227ZM233 226H235V227H233ZM252 226V225H251ZM250 226V227H251ZM182 227V226H181ZM207 227V226H206ZM218 227H220V225H218ZM221 227H223V226H221ZM220 227V228H221ZM253 227V226H252ZM255 227V226H254ZM118 228V229H119ZM153 228V227H152ZM155 228V227H154ZM153 228V229H154ZM168 228V227H167ZM211 228V227H210ZM210 228H209V230H210ZM213 228V227H212ZM224 228V227H223ZM222 228V229H223ZM227 228H226V231H227ZM257 228H258V224H257ZM256 228V229H257ZM264 228V227H263ZM121 229V228H120ZM207 228H205V230H206ZM221 229V230H222ZM253 229V228H252ZM168 230V232H170V230H169V228L167 229ZM172 230V229H171ZM212 230V229H211ZM210 230V231H211ZM254 230V229H253ZM119 231V230H118ZM118 231H116V233H118ZM121 231V230H120ZM218 231V230H217ZM224 232H225V230H223ZM233 231L235 232L236 230L235 229H233ZM260 231V230H259ZM122 232V231H121ZM150 232V231H149ZM213 232V231H212ZM211 232V233H212ZM241 232V231H240ZM257 232V231H256ZM91 233V232H90ZM120 233V232H119ZM197 234V236H196V234ZM215 233V232H214ZM227 233V232H226ZM152 234H153V239L152 240H156L155 241V243H156V251H157V253H158V255H160V256H162V259H161V261H160V263H157V264H171L172 263V261L171 262H168V258L166 259H164V257L166 256L167 257V255H168V253L166 254V247H165V249H164V244H167V243H165L168 239H169V236H161V237H159L158 235L157 236H155V234H154V231H152ZM170 234V233H169ZM217 235H219V233H216ZM216 234H214V235H216ZM253 234V233H252ZM118 235V234H117ZM198 235H200L199 237H198ZM213 235V236H214ZM225 235V237L226 238H222V239H224L223 241H225V239H227L228 237L226 236V234H224ZM227 235H228V233H227ZM231 235V234H230ZM233 235V234H232ZM236 235V234H235ZM243 235H245V233H243L242 234V236ZM248 235H249V233H248ZM254 235H256V234H253L252 236H254ZM130 236V235H129ZM128 236V237H129ZM240 236V235H239ZM257 236V235H256ZM259 237H257L258 239L255 241V247H254V252L253 251H251V250H249L248 248L250 247L249 245H250V243L249 244H247V243H240V244H238L237 242H234V243H230L229 241L230 240H226L225 241V243H223V244H225V245H221L222 247H219L218 248V251H220L221 252V249L223 250L222 251V253L224 254V256H222L221 258H228V256H232V257H234V259H232L231 260V262L230 263H228L227 262V260H229V259H227L226 260V262L224 261V264H264V259H261V258H259V256L257 255V253L261 250V252H262V250L264 249V229L263 230H261L260 232H259V235H258ZM119 237H120V235H119ZM198 237V238H197ZM223 237V236H222ZM234 237V236H233ZM232 237V238H233ZM247 237V236H246ZM120 238H123L122 236L120 237ZM125 238V237H124ZM157 238V239H156ZM203 238V237H202ZM231 238V239H232ZM235 238V237H234ZM240 238V237H239ZM254 238V237H253ZM140 238H138V240H139ZM187 239L189 240V241H192L193 243L192 244H194V245H192L191 247H190V249H189V251H185V248H184V246L185 245H183L184 244V240H186V244H187ZM199 239H201V238H199ZM219 239V238H218ZM221 239V240H222ZM229 239V238H228ZM244 239V238H243ZM247 239V238H246ZM248 239H249V236H248ZM251 239V238H250ZM131 240V239H130ZM141 240V239H140ZM233 240V239H232ZM241 240V239H240ZM239 240V241H240ZM125 241H127V240H125L124 239V242ZM133 241H134V239L132 238V243H133ZM201 241V240H200ZM220 241V240H219ZM246 241V240H245ZM252 241V240H251ZM130 241H128V243H129ZM136 242V241H135ZM139 242L140 241H138V243L137 244H139ZM214 242V241H213ZM216 243H218L217 241H215ZM232 242V241H231ZM241 242H242V240H241ZM247 242V241H246ZM248 242H249V240H248ZM136 243H133V245L135 244L136 245ZM190 242H188V244H189ZM205 243H206V239H205ZM207 243V244H208ZM222 243V241H220V244ZM105 244V243H104ZM130 245H131V243H129ZM128 244V245H129ZM191 244V243H190ZM251 244H253V243H251ZM106 245V244H105ZM108 245V244H107ZM128 245H127V247H128ZM140 245V244H139ZM215 245H217V244H215ZM253 245V246H254ZM113 246V245H112ZM167 246V245H166ZM214 246V245H213ZM111 247V246H110ZM133 247V246H132ZM169 247V246H168ZM188 247H189V245H188ZM212 247V246H211ZM216 247H218V246H216ZM215 247V248H216ZM112 249H113V247H111ZM147 248V247H146ZM146 248H144V249H146ZM186 248H187V245H186ZM205 248V249H206ZM210 248V247H209ZM9 249V248H8ZM110 249V248H109ZM141 249H143L142 247H141ZM143 249V250H144ZM213 249V248H212ZM129 250H131V247H130V249ZM142 250V252L143 253H141L142 254V256L143 255H145V251H143ZM155 251V250H154ZM102 252H103V250H102ZM208 252V251H207ZM104 253V252H103ZM35 254V253H34ZM96 254V253H95ZM153 254V253H152ZM156 254V253H155ZM171 254V255H172ZM263 254H264V252H263ZM262 254V255H263ZM31 255V254H30ZM36 255V254H35ZM170 255V254H169ZM260 255V254H259ZM41 256V255H40ZM99 256V255H98ZM108 256V255H107ZM146 256H147V254H146ZM146 256L143 258L144 260H146L147 258H148V256H147V258H146ZM130 257V256H129ZM129 257H128V259H129ZM155 257H156V255H155ZM168 257H170V256H168ZM260 257H262L261 255H260ZM27 258V257H26ZM40 258V257H39ZM118 258V257H117ZM160 258V257H159ZM210 258V257H209ZM263 258V257H262ZM113 259V258H112ZM131 259V258H130ZM141 259V258H140ZM142 259V260H143ZM158 259V258H157ZM156 259V260H157ZM173 259V258H172ZM91 261H92V259H90ZM141 260V261H142ZM148 260V262H149V260L150 259H147ZM146 260V261H147ZM224 260V259H223ZM129 261V260H128ZM137 261V260H136ZM170 261V260H169ZM112 262V261H111ZM143 262V261H142ZM159 262V261H158ZM209 262V261H208ZM91 263V262H90ZM113 263V262H112ZM116 263V262H115ZM127 263H130V261L129 262H127ZM150 263H151V261H150ZM150 263H148V264H150ZM219 263V262H218ZM88 264V263H87ZM102 264V263H101ZM124 264V263H123ZM137 264V263H136ZM145 264V263H144ZM209 264V263H208ZM211 264V263H210Z\"/></svg>",
    "mask_w": 264,
    "mask_h": 264
}]
</instances>
